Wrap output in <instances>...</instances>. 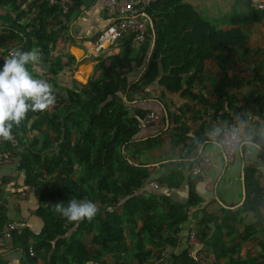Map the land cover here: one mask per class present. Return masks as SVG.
I'll return each mask as SVG.
<instances>
[{"label":"trees","instance_id":"1","mask_svg":"<svg viewBox=\"0 0 264 264\" xmlns=\"http://www.w3.org/2000/svg\"><path fill=\"white\" fill-rule=\"evenodd\" d=\"M72 3L64 16L66 22L80 0ZM261 4L264 6V1ZM2 8L9 18L0 25V34L7 33L16 43L2 47L0 37V51L38 49L41 76L34 73L32 62L25 67L33 78L49 83L54 96V103L46 109L26 111L24 118L13 124L10 139H0V152L8 154L9 166L19 176L18 187L35 194L33 212L40 222V229L33 233L22 222L7 217L1 190L6 181L1 178L0 237L9 224L18 226L10 231L3 246L18 250L22 264H127L122 255L129 256V263L157 264L164 252L167 264H199L198 253L203 254L205 264H264V213L260 210L264 194L254 164L243 166L244 202L233 210L221 208L215 215L199 209L192 180L184 178L179 162L164 165L167 173L157 181L163 187L177 189L185 179L189 185L185 203L140 193L150 177L146 157L161 146L157 133L165 120L171 126V146L180 145L183 159L205 141L206 128L228 123L235 128L237 118L244 122L247 101L253 105L254 114L264 113V48L251 51L246 47L248 37L244 32L238 28L216 30L183 0H155L143 12L147 35L138 48V58L131 59L130 47H124L120 54L99 62L86 84L75 92L58 86L55 80L68 69L51 55L65 30L58 7H48L44 0H0ZM263 17L264 8L253 11L254 23ZM209 60L217 78L210 96L204 98L193 90L203 82ZM242 62L253 66L250 79L244 77ZM132 63L144 68L137 81L131 79ZM152 85L200 107L186 109L198 128L193 137H188L181 123V109L172 113L160 100L149 108L123 99ZM246 88H251L249 93ZM148 111L162 115L164 123L158 130L141 127L140 121ZM41 131L45 133L40 138ZM256 143L264 150V135ZM241 161L244 163L243 158ZM73 198L94 202L95 215L68 221L54 210L55 202L66 205ZM187 213L197 222L199 245L193 256H189L186 240L191 222ZM257 234L261 236L258 252L241 255L242 247ZM102 252L112 262L104 261ZM0 264H4L2 260Z\"/></svg>","mask_w":264,"mask_h":264},{"label":"crops","instance_id":"2","mask_svg":"<svg viewBox=\"0 0 264 264\" xmlns=\"http://www.w3.org/2000/svg\"><path fill=\"white\" fill-rule=\"evenodd\" d=\"M125 1L126 0H121L123 3ZM183 1L190 4L196 12L204 20L212 24L216 30L224 31L238 28V19H244L246 21L245 26L239 27L238 29L244 32L248 37L246 47L251 51L256 48H264V17L260 22H253V11L264 8L261 4L264 0H239L240 5L236 0ZM1 10L7 12V17L4 16L5 20L3 21L6 22L9 18V13L4 8L0 9V11ZM27 17L21 21L22 24L25 23ZM143 18H145V16H143ZM108 23L109 19L99 0H80V5L70 14L66 25H64L65 30L59 34L54 44V50H52L53 58L58 57L62 63L67 64L68 66L65 74H58L55 77L58 86L71 88L74 89L75 92H79L81 86L86 84L99 62L120 54L126 46L130 47V58H138V48L142 43L135 44L129 37H123L115 46L109 48L103 55L95 53L94 42L96 37L108 25ZM153 44L154 42L152 40L150 51L152 50ZM71 58H73V62H70ZM239 64L241 65L243 72L245 71L244 77L250 79L253 66L245 62ZM83 69L85 72H88L87 75L84 74V71H82ZM255 70L257 69L255 68ZM143 72V67L137 68L134 63L131 64L130 73L132 80L137 81ZM236 72L237 71L234 70V73ZM78 74L80 75L79 79H77ZM204 75L203 82L193 91L200 93L204 98H208L210 96V88L214 85L217 78L216 68L213 61L209 60L205 63ZM62 78L65 79V82ZM249 89L251 88L245 89L246 93H249ZM126 97L131 105L137 104L139 107L149 106V108H154L156 101L160 100L168 106L169 112L173 113L176 112L177 109H181V111H183L181 123L187 130L188 137H193L194 132L198 130L197 125L191 120L192 114L186 109L187 107H191V109L197 110L200 107L197 104L193 107L188 103L189 100H187V98H181L178 95H169L155 85L146 88L143 92L126 94L123 96V99L125 100ZM251 106L253 105H250L249 101H247V104L243 108L245 110L244 113L247 116V119L244 122L239 118L234 121L236 126L235 130L242 135L243 139L239 144L235 160L230 164L225 162L223 152L218 144L207 140L200 144L193 154H186L183 159H181L179 156L181 151L180 145L175 148H172L171 146V136L168 132L171 126H168L167 120H165V126H163L164 122L156 126H141L157 130L162 126L163 128L157 133V136L161 138V146L150 152L146 157L150 177L140 193L146 197L155 195L168 197L170 200L180 204L185 203L189 194V185L185 179H183L177 189H168L161 186L157 181L158 178L167 173L164 165L170 162H179L184 169V178L186 177L188 180H192V190L199 198V209L202 211H208L215 215L221 208H229L233 210L238 208L244 202V164L252 163L257 167L258 182L264 194V150H261L256 143L257 141L262 140L264 135V113L261 112V115L254 114ZM161 108L163 107L161 106ZM202 111L203 110L200 109V114ZM205 111L206 114H210L209 110ZM159 115L162 117L161 114ZM218 129L219 124H215L212 126L211 130ZM251 140H255L256 142H250ZM183 154L184 152H182V155ZM194 157H205L211 163L210 167L204 172V175L197 179H191L186 176L187 168L190 163L193 162ZM241 158H243L244 163L241 161ZM9 163L10 160L0 165V179L2 178L6 181L4 185H1L2 204L6 210V215L13 222H22L23 225L25 224V226L31 229L33 233H36V231L40 229V222L33 212L35 207V194L30 190H26L25 188L24 190L18 187L20 183L19 176L14 168L9 166ZM155 184L157 185L156 187L154 186ZM260 210L264 213V200ZM158 213H162L161 209H158ZM189 219L191 220L188 224L189 227H195L197 231V222L194 220L192 214ZM139 225L140 222H138V226ZM183 234L186 235L185 232ZM260 238L261 236L257 234L244 246L249 245L248 247L250 248V251L257 253L259 250L257 242ZM198 245L199 240H197L196 246L191 250L192 256ZM101 254V256L104 257V260L106 259L107 261V259H109L108 263L111 261L106 252H102ZM245 254L246 256L255 255V253L253 255L242 253L243 256H245ZM121 257L123 260L125 259L127 264H136L135 261L129 263V256L122 255ZM161 257L162 260L157 264H167L166 252L162 253ZM0 260H2L4 264H22V255L18 250L9 249L8 246H3L0 247Z\"/></svg>","mask_w":264,"mask_h":264},{"label":"built area","instance_id":"3","mask_svg":"<svg viewBox=\"0 0 264 264\" xmlns=\"http://www.w3.org/2000/svg\"><path fill=\"white\" fill-rule=\"evenodd\" d=\"M48 7L57 6L60 12L59 21L66 25L64 16L69 14L72 8V0H44ZM102 7L109 19L108 25L98 34L94 42V51L98 55H103L109 48L115 46L123 37H129L133 43H143L147 35L146 22L143 21V12L155 0H126L124 3L119 0H99ZM17 49H8L6 51H0V63L3 58H8ZM162 117L153 112H146L141 121V126H156L162 123ZM203 137L207 141L215 142L221 148L225 162L227 164L232 163L235 160V156L241 143L240 134L235 130L232 123L219 124L218 130L206 129L203 133ZM9 160L6 152H0V165L6 163ZM210 161L201 157L193 162L187 168L186 176L191 179H197L204 175V172L210 167ZM157 186L156 184L154 185ZM190 217V213H187ZM18 228L17 225L9 224L8 231L0 237V247H3L4 242L10 238V231ZM196 228H190L187 233V245L189 256H191V250L197 244ZM203 254L198 253L197 259L199 264H205L203 262ZM89 264H97L90 262Z\"/></svg>","mask_w":264,"mask_h":264},{"label":"clouds","instance_id":"4","mask_svg":"<svg viewBox=\"0 0 264 264\" xmlns=\"http://www.w3.org/2000/svg\"><path fill=\"white\" fill-rule=\"evenodd\" d=\"M39 51H16L0 64V139H10L13 124L24 118L26 111H42L54 103L51 86L33 78L25 65L37 60ZM54 210L68 221L91 219L97 205L90 200L69 199L66 205L55 202Z\"/></svg>","mask_w":264,"mask_h":264},{"label":"rangeland","instance_id":"5","mask_svg":"<svg viewBox=\"0 0 264 264\" xmlns=\"http://www.w3.org/2000/svg\"><path fill=\"white\" fill-rule=\"evenodd\" d=\"M237 2H239V0H236ZM239 5H240V2L238 3ZM4 13H5V15H4ZM4 16H6L7 17V12L6 11H4V10H1L0 11V22L1 23H3V21L5 20V17ZM0 23V24H1ZM237 24H238V26L239 27H244L245 26V24H246V21L244 20V19H238V21H237ZM238 27V28H239ZM1 44H2V47H5V46H8V47H10V46H12V45H14L15 43H16V41H15V39H13L12 37H9L8 36V34H6V33H1ZM54 50V49H53ZM53 52V51H52ZM51 55H53V54H51ZM53 57V56H52ZM32 64H33V67H34V73H36L37 75H40L41 76V72L43 71V69H41L40 67H39V61L38 60H35V61H32ZM39 68V69H38ZM79 77H80V75L78 74L77 75V79H79ZM44 79V78H43ZM62 80H64V82H65V79L64 78H62ZM61 83H62V81H61ZM62 87V86H61ZM44 131H41L39 134H38V136L41 138V137H43V135H44ZM88 241H89V238L87 237V238H85V242L86 243H88ZM249 245H246V246H244V248L242 249V253L244 254V253H247V254H251V255H253L254 253L256 254V252H252V251H250V248L248 247ZM248 249V250H247ZM90 250L92 251L93 250V248L91 247L90 248ZM242 253H241V255H242ZM101 258L104 260V257H102L101 256ZM104 261H106V259L104 260ZM204 261V260H203ZM92 262V261H91Z\"/></svg>","mask_w":264,"mask_h":264},{"label":"bare ground","instance_id":"6","mask_svg":"<svg viewBox=\"0 0 264 264\" xmlns=\"http://www.w3.org/2000/svg\"><path fill=\"white\" fill-rule=\"evenodd\" d=\"M82 71H84V74H85V75H87V74H88V72H85V70H84V69H83ZM86 71H87V70H86ZM81 73H82V72H81Z\"/></svg>","mask_w":264,"mask_h":264},{"label":"water","instance_id":"7","mask_svg":"<svg viewBox=\"0 0 264 264\" xmlns=\"http://www.w3.org/2000/svg\"><path fill=\"white\" fill-rule=\"evenodd\" d=\"M243 192H244V196H243V200H244L245 199V190Z\"/></svg>","mask_w":264,"mask_h":264}]
</instances>
